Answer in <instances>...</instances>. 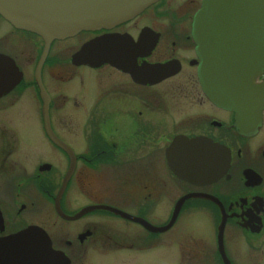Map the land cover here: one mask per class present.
Segmentation results:
<instances>
[{"label": "flooded vegetation", "instance_id": "1", "mask_svg": "<svg viewBox=\"0 0 264 264\" xmlns=\"http://www.w3.org/2000/svg\"><path fill=\"white\" fill-rule=\"evenodd\" d=\"M200 4L159 0L48 41L0 15V55L18 79L0 95V241L15 237L0 264H264V107L245 133L205 96L191 38ZM108 33L125 66L72 59ZM209 173L220 176H198Z\"/></svg>", "mask_w": 264, "mask_h": 264}, {"label": "water", "instance_id": "2", "mask_svg": "<svg viewBox=\"0 0 264 264\" xmlns=\"http://www.w3.org/2000/svg\"><path fill=\"white\" fill-rule=\"evenodd\" d=\"M156 1L0 0V15L13 26L37 33L48 41L74 36L80 31L112 28ZM191 34L199 58L198 76L204 93L217 105L233 110L236 127L242 132H250L259 124L264 106V81L257 79L264 72V0H202L193 17ZM140 37H157V34L152 35L145 29ZM116 49L114 40L106 39L84 45L75 59L125 66L119 64ZM92 53L97 55L88 56ZM168 65L154 64L146 68L147 72L159 75ZM13 72V64L0 55V95L18 80L9 78ZM193 142L202 147L208 145L201 139ZM208 146L216 147V154L221 151L220 146ZM173 171L178 173L176 169ZM178 174L189 178L181 171ZM198 176L205 178L206 175ZM218 176L219 173H213L210 180ZM14 238L0 241V253L1 244L14 243Z\"/></svg>", "mask_w": 264, "mask_h": 264}, {"label": "rangeland", "instance_id": "3", "mask_svg": "<svg viewBox=\"0 0 264 264\" xmlns=\"http://www.w3.org/2000/svg\"><path fill=\"white\" fill-rule=\"evenodd\" d=\"M136 22H137V23H141V22H143V20H142V18L140 17L138 20H136ZM63 119H64V120H63ZM63 119L60 118V120H59V122H61V127H60V128H62V125L65 124V122H63V121H66L64 115H63ZM79 123H80V121H79ZM74 127H75V128H78L79 125H78V127H77V125H74ZM64 130H65V129H63V131H64Z\"/></svg>", "mask_w": 264, "mask_h": 264}, {"label": "bare ground", "instance_id": "4", "mask_svg": "<svg viewBox=\"0 0 264 264\" xmlns=\"http://www.w3.org/2000/svg\"><path fill=\"white\" fill-rule=\"evenodd\" d=\"M108 37H112V36L111 35L104 34L99 40H103V39H106Z\"/></svg>", "mask_w": 264, "mask_h": 264}]
</instances>
